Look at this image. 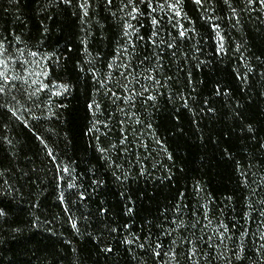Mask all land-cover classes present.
Returning <instances> with one entry per match:
<instances>
[{"label": "trees", "instance_id": "16d2710c", "mask_svg": "<svg viewBox=\"0 0 264 264\" xmlns=\"http://www.w3.org/2000/svg\"><path fill=\"white\" fill-rule=\"evenodd\" d=\"M81 2L0 0V37L18 36L21 49L38 51L36 58L27 56L32 63L26 67L42 72L39 79L50 86L30 97L37 77L27 72L21 77L12 60L9 75L18 79L6 99L58 158V164L52 161L32 128L0 110V264H177V259L185 264L194 247L189 240L197 254L186 264H223L216 257L229 255L225 246L233 242L218 236L221 224L237 244L245 242L248 251L241 256L248 259L243 264H256L264 231V10L257 5L255 11L241 12L243 0H231L237 22L224 0H180L179 17L159 8L148 13L140 5L144 15L137 22L125 14L130 9L119 11L121 0L110 6L90 0L82 21ZM151 15L162 21L155 37ZM125 21L135 27L128 30L131 38L123 35ZM181 25L185 37L179 36ZM217 31L223 52H218ZM167 42L174 48H167ZM156 53L163 56L159 71L154 70ZM145 57L150 63L144 67L154 78L172 80L163 88L142 81L153 89L154 100H147L146 93L131 106L124 100L113 103L109 89L127 95L122 85L129 80V88L140 89L132 77L121 75L119 66L129 64L137 76L141 69L131 65ZM53 84L69 87L65 91ZM93 102L100 107L89 108ZM30 115L40 119L29 120ZM122 131L132 141L128 152L119 145ZM112 144L119 151L112 149L106 164L98 149ZM58 166L63 179L57 176ZM64 167L69 171L63 172ZM97 179L104 181L99 187L92 183ZM181 220L189 226L200 222L195 237L190 227L173 223ZM150 232L152 246L162 244L159 258L123 243L135 236L140 237L136 243L143 242ZM214 233L213 249L196 241ZM108 247L111 253L104 250Z\"/></svg>", "mask_w": 264, "mask_h": 264}, {"label": "snow or ice", "instance_id": "6c2138e0", "mask_svg": "<svg viewBox=\"0 0 264 264\" xmlns=\"http://www.w3.org/2000/svg\"><path fill=\"white\" fill-rule=\"evenodd\" d=\"M62 2L66 5H71L72 4V0H62ZM104 2L107 5H111L113 3V0H104ZM197 4H201L202 0H196ZM224 3L226 5H228L230 12L232 13L233 16H236L237 18V22H239V14L237 13V10L235 7L232 6L231 0H224ZM244 3V8L241 9V12L245 11V10H252L255 11L256 10V6L259 5L261 10H264V0H243ZM179 4H180V0H175V2H172V0H162V2H157V0H127V3L124 2V0H121V7L119 8V11L121 12H125V9H130V11L126 12L125 14L131 19V20H136L138 22V17L144 15V13L141 10L140 5H145L147 8L148 13H155L157 11V8L160 9V11L162 12H166V11H170V12H174L175 15L177 17H179L181 15V12L179 10ZM90 0H82L81 3H79V8L83 11V16L81 17L82 21L84 20V18H87L89 15L88 9L90 7ZM151 24L154 26L155 30L152 32V36L155 37L158 35V27L162 24L161 20H158L154 15H151L149 17ZM214 29L218 28V25H213ZM181 30L179 31V36L180 37H185L186 36V31L183 30V25L180 26ZM132 29L133 31H135V27L132 23H128L127 21L124 22V31H123V35L125 37H129L131 38L132 33L129 32L128 30ZM217 36L220 37V33L217 31ZM137 38L139 40H143L144 38L142 36H139L137 33ZM221 43L218 46V52H223V37H220ZM133 47H134V41L129 39L128 41ZM19 43H21L20 37H15L14 39H9L6 36L0 37V99L3 100V102H0V110H3L4 114L8 116L9 119H16L17 121H19L20 123L24 124L25 127L28 128H32L33 133L36 135V138L38 140H40L41 143L44 144V147L47 149V155L52 157V161L54 163L58 164V158L54 155L52 149L48 148L47 143L44 140V137H42L39 132H37L35 130V127L29 123H27L26 120H21L20 114H19V110L15 107V105L13 106H9V101L6 99L13 91V89L11 87H9L11 84H13L15 81H17L18 77L16 75H9V73L12 71L9 68V64L11 63L12 60L16 61V67L18 69L21 70V77L22 74L24 72H27L29 77L35 75L37 77L36 80H33L32 83L34 85H38L35 90L30 94V97H34L37 96L40 92H43L46 88H49L50 86L46 83H44L42 80L39 79V77L41 75H43L42 72H36L33 73L32 71H30L26 65L32 63V61H28L27 60V56H31L33 58H36L38 55H40L38 53V51H27L26 49H21L19 47ZM83 43V41H82ZM151 43L158 47V45H155V41H151ZM163 43V41H162ZM15 46L16 48V53H19V55H17L16 53L12 52V48ZM167 48L172 49L174 48V43L173 42H167ZM198 50V49H197ZM124 52H128V48L123 49ZM173 56L176 55L175 52L172 53ZM20 56H24L25 60L21 61L20 60ZM42 59H48V57H41ZM157 61L154 70L159 71L162 70L163 68V56L160 53H156L155 57H154ZM150 63L149 57H145L144 60L140 61L139 65H131V67L133 68H137L139 67L141 69V73L142 74H138L137 76H133V73L131 71H129V64H122L119 67H122L124 69V72L121 73L122 76H124L125 78L127 77H132L136 83L140 84V89L139 90H135L133 88H129V83H131V80H129L127 83H124L122 85V87L127 91V95L124 96H120L117 95L116 92L111 91V89H109V91L111 92L112 98H113V103H115L117 100H124L125 102H127L129 104V106L132 105L133 100L134 99H138L140 97H143L146 93H149L147 95V100H154L155 97L153 95H151V91H153V89L151 87H146L144 83H142L143 80H147L149 82L150 85H155L158 88H163L166 86V84L168 82H170L172 80V77H168V76H163L161 79H156L154 78L151 73L148 71L147 68L144 67L145 64ZM39 66V65H38ZM113 65L110 63L109 64V68H112ZM105 86V85H102ZM51 87H60L63 88L65 91H67L68 89V85L67 84H60V85H56L53 84ZM19 90V89H16ZM59 92H54L53 95H59ZM16 97L13 95L12 96V100H15ZM37 107H39V105H36ZM100 107V105L96 102H93V104L89 105V108H96L98 109ZM26 111L31 112V109H26ZM119 111L124 112L125 110L123 108H119ZM209 111H211V109H209ZM27 119L31 120V119H35V120H39V117H36L35 115H30ZM118 123H120L121 125H123L125 123L124 120L119 121ZM137 123H143L142 121H137ZM145 127L147 128H151V124H146ZM90 131H92V129H90ZM248 131L249 132H253L254 129L252 127V125H248ZM132 141L129 139L127 133L125 131H122L121 137L119 139V145L123 146V151L124 152H128L129 151V147L128 145L131 144ZM155 143L159 146H161V148L163 149V141L157 139L155 141ZM262 148H264V145H261ZM112 149H116L117 151H119V148L116 144H112L109 146V148H104V147H100L98 149V151L100 152V159H103L105 161V163L107 164L109 162V158H110V151ZM169 159H171V156H169ZM116 167L118 168L119 165H116ZM63 172H68L69 169L67 167H64L62 169ZM61 169L59 168V166L57 167V176H59L60 179H63V176L60 175ZM115 174V173H114ZM141 174H143V171L141 172ZM118 180L121 178L120 176L116 177ZM93 185L99 187L100 185H102L104 183L103 180H93L92 181ZM68 187L74 188L75 185L72 183L68 184ZM255 191V190H253ZM63 194H61L60 199L63 200ZM79 198L81 200H83L84 194L80 193L79 194ZM229 199H231V197H229ZM249 207H251V205H249ZM177 211L180 210L179 205L177 206ZM102 212H105L106 209H101ZM132 209H128V212H131ZM2 214V213H0ZM260 214L262 217H264V201H261V207H260ZM196 213H193V216H195ZM245 218H247V213L245 214ZM204 219L208 220V223L211 224V220L208 219V214L205 213ZM173 223H176L177 228H182L187 230L189 227L191 228L192 232L191 235L193 237H195V229L197 228V226L199 225V221H197L196 223L189 225H185L183 223V221L181 220L179 223H177L176 221H173ZM75 221H73V227H75ZM125 227H127V225H125ZM205 228H207V225H204ZM262 227H264V225H262ZM220 228L223 229V231H220L218 233L219 237H223L224 239H228V240H232V246L228 247L225 246V251H227L228 253H230L229 255H224L223 253H219L216 257L217 260H221L223 261V264H243V261L245 259H248V256H241V253H247V248L245 245V242L243 241V239L240 240L239 244L236 243L235 239L233 238V236H229L226 235V233L229 232V229L224 226L223 224L220 225ZM111 231H116V229H112ZM173 231H175V229H173ZM163 235H170V232H163ZM154 235L151 232L149 233L148 237L144 238L143 242L140 243H136L137 241L140 240V237L135 236L133 238H128L125 237L123 240V243L126 245H133L136 244V247H138L141 250H144V252H148L149 250H151L152 254L159 258L162 253L161 251H158L159 249L162 248V244L160 242H157L155 244V246L153 247L151 244V236ZM244 235H246L245 232H241V237H243ZM216 236L217 234H213L211 236H208L207 239H204V237H197L196 241L202 242L204 245H206V247L208 249H213V246L215 244L216 241ZM186 239V238H184ZM259 240L261 241V243L259 244V247L256 249L257 252V261L256 264H264V231L260 232L259 235ZM175 243V242H174ZM189 243H193L194 247L192 249H190L189 251L192 253V256H195L197 254V249L195 247V242L192 240H189ZM147 245V247H146ZM106 252L111 253L113 251V249L111 247H108L106 249H104ZM131 250V248L129 249ZM165 255H167V253H164ZM200 254L204 255V256H208L210 258V253H205L203 252V249L200 250ZM192 256H187L185 257V264L188 260L192 259ZM171 259H176L175 254L172 255ZM177 264H180L179 260L177 259Z\"/></svg>", "mask_w": 264, "mask_h": 264}]
</instances>
